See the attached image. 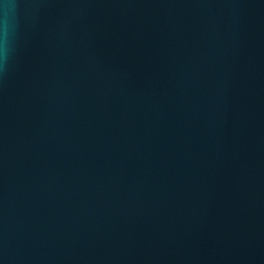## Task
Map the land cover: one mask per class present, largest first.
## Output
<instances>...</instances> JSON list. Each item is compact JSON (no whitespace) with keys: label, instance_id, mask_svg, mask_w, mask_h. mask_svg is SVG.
<instances>
[{"label":"water","instance_id":"95a60500","mask_svg":"<svg viewBox=\"0 0 264 264\" xmlns=\"http://www.w3.org/2000/svg\"><path fill=\"white\" fill-rule=\"evenodd\" d=\"M0 264H264V0H0Z\"/></svg>","mask_w":264,"mask_h":264}]
</instances>
